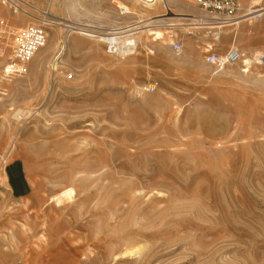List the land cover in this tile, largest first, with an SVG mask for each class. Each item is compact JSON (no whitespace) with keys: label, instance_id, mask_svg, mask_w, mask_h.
<instances>
[{"label":"rangeland","instance_id":"obj_1","mask_svg":"<svg viewBox=\"0 0 264 264\" xmlns=\"http://www.w3.org/2000/svg\"><path fill=\"white\" fill-rule=\"evenodd\" d=\"M121 5L0 0V264H264V15L214 40L175 26L209 16L187 0ZM240 5L231 19L264 1ZM39 19L45 47L3 78L8 30ZM152 19L125 59L86 35ZM206 45L249 71L206 65Z\"/></svg>","mask_w":264,"mask_h":264},{"label":"built area","instance_id":"obj_2","mask_svg":"<svg viewBox=\"0 0 264 264\" xmlns=\"http://www.w3.org/2000/svg\"><path fill=\"white\" fill-rule=\"evenodd\" d=\"M192 2L201 12L209 15L206 17H217V19H207L204 21L201 28L202 29H215V25L212 23H222L234 18L240 11L241 5L240 0H187ZM264 1V0H260ZM118 12L119 16H127L129 11L124 5L117 6L119 0H110ZM253 7V6H251ZM264 8V7H263ZM260 9V8H259ZM41 16L45 18L47 16L46 12H41ZM40 20V19H39ZM48 21V20H47ZM40 20L37 24H28L25 27L8 30L10 35V45L8 47V56L6 57V62L2 67V77L10 78L13 76L21 75L25 71L26 64L35 56V54L45 47L46 43V26H49L52 21ZM3 21H0V32L2 30ZM131 27L114 28L104 34L100 35L99 41L103 45L105 54L117 58L125 59L136 54L138 49L137 35L138 30L131 31ZM216 30V29H215ZM216 32H210L214 40ZM220 35V33L218 34ZM171 50L173 53L178 54L181 51L182 45L177 38H171ZM203 61L206 65L211 66L215 69H224L227 67L240 66L241 70L246 73L244 61L247 60L245 53L237 48H230L224 53H218L213 49L212 45H206L203 48ZM4 55V51L0 48V57ZM250 65L251 62L249 61ZM260 65L264 66V53L259 56ZM68 75V79H70ZM155 88L144 87L141 88V92H146L153 94ZM21 264V263H15Z\"/></svg>","mask_w":264,"mask_h":264},{"label":"bare ground","instance_id":"obj_3","mask_svg":"<svg viewBox=\"0 0 264 264\" xmlns=\"http://www.w3.org/2000/svg\"><path fill=\"white\" fill-rule=\"evenodd\" d=\"M20 2H22V1H20ZM248 10L249 11H247L244 15H242L240 17H237L236 19H230V20L225 21V22H222V23H215V22L212 23V24L215 25L213 28H215L218 31V33L216 32L215 39H218L219 40V35L218 34L220 33L219 31L221 29H223V28L231 27V26H234V25L239 24L240 22H244V21H252V20H255L256 18L261 19V17L264 15V8H261V9H258V10L257 9L256 10H250V9H248ZM186 17L189 19L188 21L190 23H187V24H177L175 26H186V27H198V28H201L202 26H200V25H202L204 21H207V19H217V17H209L207 19H204L202 17H192V16H187V15L175 16V18H177L178 20H180V18H185L186 19ZM158 20L159 19H152L151 21H149L148 23H146L143 27L142 26L139 27V24H142V22H137L135 24L125 26L124 28L129 27V26H132L131 27V31L138 30L137 32H139V31H142L143 29L153 28V26H151V24L157 22ZM230 23H233V24H230ZM168 27H174V26L172 25V26H168ZM67 28H69V30H70L68 33H71L72 31H76L77 33L81 32V31H85V33H86L87 30H93L92 32L98 33L96 31L98 29H96L94 27H91L89 25H78V27H73L71 25H64V29H67ZM85 28H87V29H85ZM92 32H90V33H92ZM72 33H75V32H72ZM81 33H83V32H81ZM86 35L89 36V37H96V38L99 39L100 35H102V34L97 35V34H89L88 33ZM259 56H260V54L253 55V59L257 60L256 61L257 64H260V62H259ZM249 61H251V60L248 59V60H245L244 61L245 65H246L245 67L247 68V70H245L246 72L249 71V66H248L250 64ZM22 113H21V111L18 112L15 115V117H18V115H21ZM129 252L130 251H127V252H125V254L126 255H131L132 252H130V253Z\"/></svg>","mask_w":264,"mask_h":264},{"label":"crops","instance_id":"obj_4","mask_svg":"<svg viewBox=\"0 0 264 264\" xmlns=\"http://www.w3.org/2000/svg\"><path fill=\"white\" fill-rule=\"evenodd\" d=\"M183 15H188V14H183ZM189 15H190V14H189ZM190 16H193V15H190ZM202 18L207 19L208 17L203 16ZM181 19H182L183 21H186V20H187V22H189V21H188L189 19H188L187 17H186V19H185V18H180V20H181ZM176 20H178V19H176ZM180 20H179V21H180ZM230 24H233V23H230ZM227 25H228V24H227ZM171 26H172V25H171ZM173 26H174V25H173ZM197 28H198V27H197ZM198 29H201V28H198ZM220 35H221V34H220ZM220 35H219V39H220ZM230 48H232V47H230ZM230 48H228V49H230ZM228 49H227V50H228ZM227 50H225L224 52H226ZM224 52H222V53H224ZM255 55H256V54H255Z\"/></svg>","mask_w":264,"mask_h":264}]
</instances>
